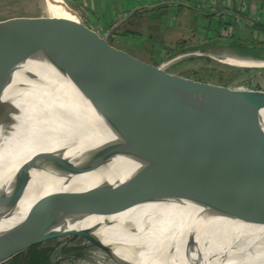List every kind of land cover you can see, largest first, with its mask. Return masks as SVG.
I'll return each mask as SVG.
<instances>
[{"label": "water", "instance_id": "95a60500", "mask_svg": "<svg viewBox=\"0 0 264 264\" xmlns=\"http://www.w3.org/2000/svg\"><path fill=\"white\" fill-rule=\"evenodd\" d=\"M164 4L194 9L186 2ZM63 6L69 14L46 9L0 19V87L28 60L48 62L93 103L118 141L82 165L56 156L44 162L74 175L93 172L116 156L130 158L140 168L117 184L38 193L21 221L0 233V264L33 256L82 258L89 248L112 264H131L94 235L97 229L68 230L66 225L147 203L186 200L217 215L264 225V61L234 66V84L211 72L198 77L175 63L195 56L221 63L225 58L196 50L150 63L109 39L134 11L101 32L68 0ZM28 183L25 174L15 175L11 193L0 197V220L14 211ZM195 242L191 235L186 247Z\"/></svg>", "mask_w": 264, "mask_h": 264}, {"label": "bare ground", "instance_id": "6f19581e", "mask_svg": "<svg viewBox=\"0 0 264 264\" xmlns=\"http://www.w3.org/2000/svg\"><path fill=\"white\" fill-rule=\"evenodd\" d=\"M43 1L51 13L67 11L63 0ZM224 62L263 65L230 56ZM262 116L264 125V110ZM116 141L109 123L67 75L43 60L21 65L0 87V197L11 193L16 174H25L29 183L14 211L0 220V233L21 221L40 192H84L129 178L140 165L127 157L116 156L81 175L44 162L56 156L82 165ZM26 166L28 171H21ZM87 221L116 234L124 243L109 246L123 249L131 264H264V225L217 215L186 200L141 204L108 218L67 224ZM191 235L196 242L190 248L186 243Z\"/></svg>", "mask_w": 264, "mask_h": 264}, {"label": "rangeland", "instance_id": "374dc122", "mask_svg": "<svg viewBox=\"0 0 264 264\" xmlns=\"http://www.w3.org/2000/svg\"><path fill=\"white\" fill-rule=\"evenodd\" d=\"M169 2L178 1L191 3L198 0H168ZM261 2V1H260ZM264 2V1H263ZM199 4V3H198ZM175 9H179V5L173 4ZM46 7L43 0H0V19L12 17V16H32L45 12ZM243 10V15L240 20L246 21L248 17L247 10ZM187 13V9L180 8L178 13L172 15H166L162 18V22H159L158 15L153 16V20L149 22L140 23L138 27H134L137 34L122 35L115 33L110 34L109 39L115 45H118L131 54L141 58L150 63H159L167 59L177 57L186 51H196L200 49H207L209 52L225 50L231 46L232 52L239 54H258L264 55V48H252L254 44L258 43L251 31H212V20L217 17L215 15L209 16L210 19H204L202 16L195 13H189L187 16H183L182 13ZM214 11L208 12L211 14ZM261 18V17H260ZM259 18V20H260ZM147 26V27H144ZM211 26V27H210ZM257 32L261 31L259 28ZM128 31V30H127ZM125 31H123L124 33ZM259 34H264V31ZM221 36V37H220ZM206 37V38H205ZM205 38V39H204ZM241 38L243 39L241 40ZM259 38V36L257 37ZM261 39V38H259ZM237 41V42H236ZM264 42V38L262 40ZM208 42V43H207ZM256 42V43H255ZM249 46V48H248ZM190 47L189 49H186ZM258 47V46H257ZM225 48V49H224ZM226 59L227 55L222 54ZM174 67L180 68L185 71H192L198 73L199 76H205L206 74L215 73L217 78L221 74L225 77V81H230L234 75L235 67L225 63L217 62L215 60H209L203 57H191L178 60ZM218 74V75H217ZM197 76V75H196ZM222 76V77H223ZM221 77V76H220ZM230 83H236L235 79ZM97 223L93 221H87L85 223L71 222L66 225L68 230L73 229H97L94 235L104 241L105 244L111 245L113 242L122 243L123 241L113 232L106 228H95ZM74 243H80L75 241ZM124 243V242H123ZM81 244V243H80ZM116 255L122 260L129 262L130 258L123 249H117ZM99 252L95 249L89 248L82 258H68L64 259L60 256L53 258L54 264H112L108 259H101L97 257ZM140 262V261H139Z\"/></svg>", "mask_w": 264, "mask_h": 264}, {"label": "crops", "instance_id": "0c3cea01", "mask_svg": "<svg viewBox=\"0 0 264 264\" xmlns=\"http://www.w3.org/2000/svg\"><path fill=\"white\" fill-rule=\"evenodd\" d=\"M71 6L82 16L85 20L91 23L96 29L101 32L108 31L115 24L123 21L129 15L130 18L122 23L120 27L116 30L120 32L127 30H134L140 25V23L149 22L153 20V16L158 15L159 22H162V18L166 15H172L173 13H178L180 8L187 9V13H182L183 16L189 15V13H195L202 16L204 19H210L209 16L215 15L211 22L213 23L212 31L221 32V31H251L253 38L260 43L254 44L252 48L263 49L264 34H259L264 31V0H198L196 2L189 3L193 8L188 7H178L175 9L173 5L164 4L169 2L168 0H68ZM261 1V2H260ZM163 3V4H161ZM161 4V5H159ZM151 5H158L153 8H145ZM247 10V16L249 18L240 20L239 17L243 15V10ZM214 11L213 13H209ZM65 14H69L68 11ZM261 17V18H260ZM260 18V20H259ZM135 27V28H134ZM147 27V26H144ZM211 27V26H210ZM260 29L258 31L256 29ZM259 36V38H257ZM221 37V36H220ZM121 38V36L119 37ZM206 38V37H205ZM204 38V39H205ZM243 38H241L242 40ZM244 41V39H243ZM237 42V41H236ZM208 43V42H207ZM256 43V42H255ZM258 46V47H257ZM231 46L229 48L225 47V50L214 51L213 54L221 56L222 54L227 55L228 57H236L247 60H256L264 61V55L258 54H239L237 52H232ZM187 47L186 49H189ZM249 48V46H248ZM190 50V49H189ZM207 51V49H200ZM209 52V51H207ZM212 53V52H210Z\"/></svg>", "mask_w": 264, "mask_h": 264}, {"label": "trees", "instance_id": "16d2710c", "mask_svg": "<svg viewBox=\"0 0 264 264\" xmlns=\"http://www.w3.org/2000/svg\"><path fill=\"white\" fill-rule=\"evenodd\" d=\"M137 31H125L120 32L119 30H116L114 33L122 36V35H132V34H137ZM53 257L51 256H33V257H24L20 258L16 261H14L12 264H54Z\"/></svg>", "mask_w": 264, "mask_h": 264}]
</instances>
